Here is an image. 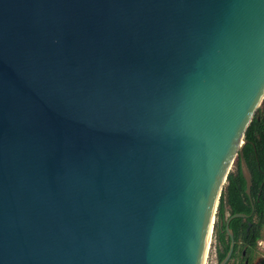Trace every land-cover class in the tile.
I'll list each match as a JSON object with an SVG mask.
<instances>
[{
    "label": "water",
    "instance_id": "1",
    "mask_svg": "<svg viewBox=\"0 0 264 264\" xmlns=\"http://www.w3.org/2000/svg\"><path fill=\"white\" fill-rule=\"evenodd\" d=\"M263 98L264 0H0V264H203Z\"/></svg>",
    "mask_w": 264,
    "mask_h": 264
},
{
    "label": "trees",
    "instance_id": "2",
    "mask_svg": "<svg viewBox=\"0 0 264 264\" xmlns=\"http://www.w3.org/2000/svg\"><path fill=\"white\" fill-rule=\"evenodd\" d=\"M243 159L250 175V200L241 173ZM223 186L215 213L212 233L216 261L219 264L229 250L230 239L225 231L229 217L234 218L228 228L233 235L234 248L227 264H251L264 229V98L245 131L240 154L233 163ZM264 264V259L259 263Z\"/></svg>",
    "mask_w": 264,
    "mask_h": 264
},
{
    "label": "rangeland",
    "instance_id": "3",
    "mask_svg": "<svg viewBox=\"0 0 264 264\" xmlns=\"http://www.w3.org/2000/svg\"><path fill=\"white\" fill-rule=\"evenodd\" d=\"M233 170L234 167L232 165L230 172H232ZM212 244H214V242L211 237L203 264H217L215 249ZM263 259H264V229L261 234V240L257 244L256 253L254 254L251 264H259Z\"/></svg>",
    "mask_w": 264,
    "mask_h": 264
}]
</instances>
